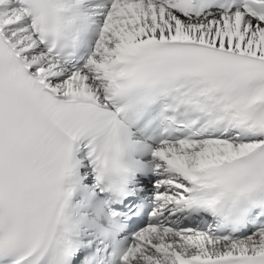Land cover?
<instances>
[{"label": "snow or ice", "instance_id": "snow-or-ice-1", "mask_svg": "<svg viewBox=\"0 0 264 264\" xmlns=\"http://www.w3.org/2000/svg\"><path fill=\"white\" fill-rule=\"evenodd\" d=\"M0 264H264V0H0Z\"/></svg>", "mask_w": 264, "mask_h": 264}]
</instances>
